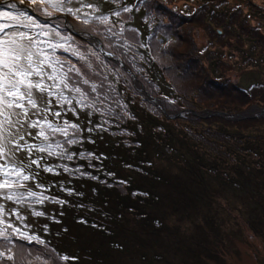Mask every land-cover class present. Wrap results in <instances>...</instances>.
Returning a JSON list of instances; mask_svg holds the SVG:
<instances>
[{
  "label": "trees",
  "instance_id": "obj_1",
  "mask_svg": "<svg viewBox=\"0 0 264 264\" xmlns=\"http://www.w3.org/2000/svg\"><path fill=\"white\" fill-rule=\"evenodd\" d=\"M150 1L153 0H83L85 4H91L93 6L91 9H82L84 13L89 14L87 17L81 15L80 19H77L76 16L67 15L75 30L87 34H94L102 40L106 50L120 55V57H122V59L138 75L139 81L144 84L149 93L154 96L156 95L155 91L144 81L141 75L142 73L136 69L123 53L118 50H116V52L109 47V45H118L122 48L129 46L130 49H133L135 42H133L132 39L135 38L134 36L136 35L137 29L145 35V39H141L136 45L141 47L144 46V42L149 44L150 39L155 36L154 33H156V28L159 25L168 28L170 31L172 30V28L166 26L167 24H165L164 19H161L160 24L153 29L152 21L155 19H152V17L156 15L155 11L159 9L168 10L169 7L164 6L161 1ZM174 1L177 2L180 0ZM243 1L249 3L252 8H257V10L255 9L256 11H251L249 18L253 15L257 16L255 14L256 12H262L260 11V7L258 8V5L254 4L252 0ZM56 2H58V0H47L45 4H41L40 10H37V8L32 5L34 12L18 5L16 9H9L5 3L0 4V10L25 12L28 15L33 16L38 24L44 26L43 30L47 33V38L50 41L61 45V47L54 53L55 57L59 60L66 61L67 64L74 65L79 70L84 65L86 68L88 67L93 71L95 69L89 64V61L86 58L80 60L78 57L85 51L95 49L101 56L102 65L110 68L111 71L105 70L103 76L106 77V80L103 86H99L96 79L91 80L88 78H85L89 80L88 85L81 84V87L89 92L86 103L94 105L93 107L81 108L75 105L74 101L73 106L77 108L78 115L69 111L66 115L62 113L59 121H54L56 123H62L63 120L66 119L70 123L77 124L82 132L77 137V143L66 146L67 151L73 154V159L67 160L55 156L50 158L45 156L42 164L56 166L55 171L52 173L38 170L33 166L32 171H38L39 174L35 181L25 182L26 189L38 193L43 192V195L48 197V199L44 200L42 203H33L26 200L21 204H17L14 201L0 199V205H2L4 209L3 213H0V220L3 221L0 223V226L7 227V231L4 233L7 238L0 237V259L3 261L10 260L8 255L13 249L20 248L25 250V247L27 246L37 248L41 253L40 255L46 254L48 258H50V255L62 257L65 250H61L62 253H60L59 249H54L52 250V253H50L48 252V247L55 248L53 246L55 239H62V237H70L73 239L76 237L73 230H71L69 216V214H72L74 211L77 212L76 216H78L77 220L81 224V228L93 231V234L95 231L104 232L108 237L103 240L102 243H105L107 240L106 243L111 245L118 252L123 249L120 244L116 242L119 239L118 237L120 236L121 231L117 229L116 225L108 227L104 226L105 223H108V221L112 220L115 216L118 218L120 217V220L126 226L128 233L135 234L137 232V228L132 226L127 219V216L130 214L140 215L141 217L147 216L148 222L142 228L148 227V229H151L150 232L155 238L163 236L162 231L166 232L165 230H168V232L171 233L169 231V226L164 227L163 219L160 216L152 215V210L154 208H160L161 200H163L160 191L158 194L155 190L160 187V182L164 181V177L162 176V173H160L158 166H156L154 159L156 156L163 157V155L165 156L169 152L176 153L177 151H180L179 146L176 144L181 142L185 145V141H188L189 138H186L185 136L176 137L175 130L170 124L172 118L167 117L158 105L147 95L136 90L133 84H131V86L128 84V77L132 79L131 75L112 59L105 57L103 53L94 46L91 40L76 35L70 31L65 26L63 18L56 17L58 14H64L50 6L52 3ZM110 4H113L114 8L110 12H107L106 9ZM220 5L223 9L220 15H223L227 20L224 25L228 28L229 19L227 16L231 15V11L227 10V2L220 3ZM71 7L75 10L76 8H79L80 5L74 2ZM125 7L130 9V11H122ZM217 10L214 11L212 15H214ZM114 12H120V15H113ZM48 13H50V15ZM174 13V15L179 14V12ZM77 15H80V13ZM105 17L108 22L101 23L100 20ZM85 18L89 20V23H83ZM196 19L197 17L193 16L190 18L182 15L176 16V22H180L178 25V32L177 30L174 31L172 35L169 36L168 41H177V44L181 42L177 48L179 52L186 48V43L183 40H187L191 43V40L193 39L192 35L190 33H183V31L191 26L190 24L193 25V21ZM203 19L205 20L206 18L203 17ZM141 20L144 21V24L142 25L140 24ZM21 23L23 24L25 22L22 21ZM231 29L237 30L235 23H231ZM9 31L35 32L37 29L20 27L10 29ZM130 32H132L131 37ZM256 39L257 36L255 35L247 41L250 42V45L255 46L258 41ZM160 43L161 49L164 50L163 46L167 43V39L161 40ZM193 44L196 45V41H194ZM45 47H48V45H45ZM63 48H68L69 50L63 51ZM140 50L142 53L144 52V50ZM163 56L165 57L166 55L163 54ZM170 58L172 59V57ZM221 60L222 59L218 57V59H212L211 62L219 63ZM255 60L259 62L260 58H255ZM200 61H202V57L196 50V58L187 63L185 70L182 71L181 74H178V72H170L169 76H165L164 73L171 70L168 69L164 63L156 64L151 59H148V73L144 75L146 79L159 90L160 97L165 101L167 109H184L189 106L187 100L190 99H186L182 94L174 95L171 93L175 90L173 82H177L179 80L178 78H182L184 75L187 77H193L191 71L195 70L197 62ZM209 66V68L212 69L211 67H213L214 64H210ZM188 67H191V70H188ZM203 67H205V65ZM118 76L121 77L122 81L119 80ZM218 79H220L219 76H214L213 81L211 83L206 82L202 84L200 90L209 91L211 89L221 88L222 85L217 83ZM91 84L96 85V92L94 93L91 92ZM132 87L136 95L148 103V107L143 101H133V95L128 96L126 91L128 88L132 89ZM261 87L262 86L255 85L253 86V89L260 90ZM239 89L246 94L248 93V89L246 90V88L243 89L240 87ZM66 94L76 95V98L79 99V96L75 93ZM180 100L182 103H180ZM249 105L250 102L244 104L237 111L241 112L246 110L249 108ZM192 108L195 110L198 109L195 104H192ZM124 109H127V111L125 112ZM104 112H108V114L105 115ZM225 112L228 114L238 113ZM189 117L194 116H187V118ZM49 119L51 120L53 118L50 116ZM218 120L223 126H218L219 130L216 131V139L218 140L217 137L220 135L228 138V141L234 143L228 145L224 142V144L227 145L228 150L231 151V153H234L233 156L236 157L235 164L237 165L232 171L219 176V182L238 189L243 186V179L249 181L251 175H256L257 173H261L264 176V157L262 158L259 154V142L256 139L245 137L240 128L239 131L235 132L228 130L226 125L223 124L224 119L219 117ZM257 120H263V118H254L247 121L256 122ZM89 129H91V131H89ZM32 131L35 133L36 130ZM198 137H200L199 134ZM239 140H241V144H238ZM193 144L195 145V143ZM234 147H236V149ZM89 154H91V156H89ZM252 154H256V156L259 154L261 156L257 159L258 165H256L255 168H250L247 163V161L251 160V158H248L247 156ZM25 157V153L22 155L18 154L19 160H25L26 162ZM118 157L120 159H117ZM175 157L176 156L171 154L168 158L171 160ZM178 157L179 156H177V158ZM118 160H120V169L123 171H131V177L119 175ZM222 161H224L223 163H227L226 158ZM64 165H67L70 170L78 169V171L74 174L64 172ZM219 166H221L220 163L218 168ZM36 184L43 185V189L37 188ZM64 199L66 200V203H75L78 204V206L75 208H66ZM231 205L236 207L234 203ZM147 206L148 214H146L145 211ZM230 210L232 212L235 211L233 208ZM237 211H239L238 208ZM36 212L42 213V215L37 216L35 215ZM225 213L228 214L226 208ZM30 214L41 219L39 226L32 235V237H35L36 239L31 242L20 239L19 232L12 234L10 231L12 228L8 227V224L12 225L13 222L18 223L20 220H22V225L26 224V221L28 223L29 221L27 219H29ZM220 216H223V213H220ZM235 216L236 223L238 224L235 227L240 233H245L246 230L249 229L259 232L261 231L260 226L264 225L261 223L260 219L246 218L238 212ZM203 217L205 222H207V217L205 215ZM15 218H17V221H15ZM197 219L198 225L200 220L199 218ZM221 222L222 221H219V224ZM19 228L24 229L23 226H19ZM21 232L23 231L21 230L20 234ZM157 234L158 236L156 237L155 235ZM222 235L223 233L220 232L216 237L221 243L220 245L217 239L213 237L214 239L210 238L207 241L205 240L203 248L197 253V255H192L187 251V255L182 259L181 264L187 262L190 264H205L206 260H204V256L219 260L220 262H225L222 259L224 254L231 253L232 250L228 238L226 236L223 238ZM251 236L255 237L254 235ZM114 240L116 241L114 242ZM41 241L43 243H41ZM98 245H100L99 242ZM211 246H215V248ZM122 247L124 246L122 245ZM61 249H66V247L63 246ZM85 249H88V254L96 255L98 257V254L92 253L91 246H82L81 251ZM65 257H68L69 259L71 256L66 254ZM76 258L79 260L78 264H82V259L78 256H76ZM157 258L160 259L161 255ZM84 261L87 262L86 260ZM102 262L103 261H100L99 263Z\"/></svg>",
  "mask_w": 264,
  "mask_h": 264
},
{
  "label": "rangeland",
  "instance_id": "obj_2",
  "mask_svg": "<svg viewBox=\"0 0 264 264\" xmlns=\"http://www.w3.org/2000/svg\"><path fill=\"white\" fill-rule=\"evenodd\" d=\"M153 1H161L164 6L169 7L168 10L154 9L156 10V17H152V19H155L152 21L153 29L160 24L161 19H164L166 26L172 28V30L170 31L168 28L159 25L156 28V33H154L155 36L150 39V42L148 40L149 44L144 42V46L141 47L136 45L141 39H145V35L137 29L135 38L132 39L135 42L133 49H130L129 46L122 48L118 45H109V47L123 53L136 69L142 73L144 81L155 91L156 95L154 97L161 98L159 90L144 75L148 73V59H151L156 64L164 63L171 70L165 72V76H169L170 72L181 74L185 70L187 63L196 58L197 50L202 57V61L197 62L195 70L191 71L193 77L184 75L182 78H178L177 82H173L175 90L171 93L174 95L182 94L186 99H190L187 100L189 106L184 109L195 110L192 108V104H195L198 108L195 111L200 113L209 110H225L230 113H236L238 109L248 102H250L249 108L253 105L264 106V0H252L254 4L258 5V8L260 7L262 12H256L257 16L253 15L250 18L249 14L251 11L254 12L257 8L255 10L243 0ZM224 2H227V10L231 11V15L227 16L229 19L228 28L224 25L227 20L223 15H220L223 11L220 3ZM26 5L30 6L29 4ZM113 8L114 5L110 4L106 11L110 12ZM216 10L217 12L212 15ZM174 12H179V14L174 15ZM65 15L67 14H58L56 17L63 18L65 23ZM179 15L187 18L197 17L193 21V25L190 24L191 26L183 31L186 34L190 33L193 39L191 43L181 39L186 43V48L181 52L177 49L181 42L177 44V41H168L169 36L174 31L177 30L178 32L180 22H176V16ZM203 17L206 19L204 20ZM231 23H235L237 30L231 29ZM140 24H144V21L141 20ZM85 34L88 35L87 33ZM92 35L95 36L94 34ZM255 35L257 36L256 40H258L257 44L255 46L250 45L247 40ZM166 39L167 43L163 46L164 50H162L160 41ZM194 41H196V45L193 44ZM140 49L144 50V52L142 53ZM113 54L116 53L113 52ZM163 54L166 56L164 57ZM81 56L86 58L95 69L91 71L83 65L80 68L83 77L91 80L96 79L99 86H103L106 80L103 74L105 70L111 71V69L102 65L101 56L95 49L85 51ZM218 57L222 59L221 62H211L212 59H218ZM255 58H260V61L257 62ZM210 64H214L211 67L212 69L209 68ZM204 65L205 67H203ZM130 69L132 70L131 67ZM188 70H191V67H188ZM132 72L136 75L138 83L146 89L145 85L139 81L138 75L133 70ZM214 76L220 77L217 83L222 85V87L209 91L200 90L202 84L211 83ZM118 77L122 81L121 77ZM128 84L130 86L133 84L134 88L141 92L133 79L129 77ZM255 85L262 87L260 90L253 89ZM240 87L248 89V93L242 92L239 89ZM126 92L128 96L133 95V101H143L148 107V103L136 95L133 87L132 89L128 88ZM180 103H182L181 100ZM181 109L168 110L178 111ZM124 111L126 112L127 109H124ZM104 114L106 115L108 112H104ZM187 116L194 117L187 118ZM219 117L217 115L199 117L186 114L171 119L170 124L175 130L176 137L185 136L189 140H184L185 145L181 142H179L180 145L176 144L180 149V151H177L178 153L169 152L163 157L156 156L154 159L156 166H158L160 173L164 177V181L160 182V187L155 190L158 194L160 191L162 195L160 196L163 200H161L160 208L152 210V215L160 216L163 219L164 227L169 226L171 233L165 230L166 232L162 231L163 236L158 238L157 234L155 235L157 238H155L150 232L151 229H148V227L142 228L148 222V217L132 214L127 216V219L132 226L137 228V232L135 234L128 233L120 217L115 216L108 223H105L104 226L116 225L117 229L121 231L118 241L114 240L123 248L118 252L106 243L107 240L102 243L108 237L104 232L95 231L93 234V231L81 228V224L77 220V212L74 211L69 216L71 230H73L76 237L73 239L70 237L55 239L53 245L55 248L48 247V252L50 253L54 249H59L60 253H62L61 250H65L62 257L67 254L71 256L69 259L60 260L58 259L59 257L51 255L48 258L46 254L40 255L41 253L37 248L27 246L25 250L20 248L13 249L8 255V258L11 257L9 258L10 260L3 261L0 259V264H78L79 260L76 256L82 259V264L87 262V264H97L100 261L103 262L99 264H181L182 259L187 255V251L192 255H197L203 248L205 240L215 238L218 241L216 237L220 232L223 233V238L225 236L228 238L232 251L224 254L222 259L225 262L204 256L205 264H264V225L260 226L261 231L259 232L249 229L245 233H240L235 227L238 225L235 220L237 212L246 218L260 219L261 223L264 224V176L261 173L251 175L249 181L247 179L242 180L244 184L241 188L237 187L238 189L219 182V176L232 171L237 166L235 164L236 157L233 156L234 153H231L227 145L224 144V142L228 145L234 143L220 135L217 137L219 141L216 139V131L219 130L218 126L222 125L218 120ZM260 118H263V120L255 122L247 121L252 119L226 121L227 119L221 117V119H224L223 124L226 125L228 130L235 132L239 131L240 128L245 137L256 139L259 142V154L263 158L264 116L255 119ZM198 134L200 137H198ZM238 144H241V140L238 141ZM234 148L236 149V147ZM22 154L19 153V155ZM171 154L176 157L170 160L168 157ZM259 154L258 156L256 154L247 156L251 158L250 161H247L250 168H255L258 165L257 159L261 157ZM177 156L179 157L177 158ZM224 158H226L227 163H223L224 161L222 160ZM117 159L120 158L118 157ZM118 162L119 175L131 177V171L121 170L120 160ZM219 163L221 166L218 168ZM231 201L236 207L231 205ZM64 202L66 203L65 199ZM65 206L66 208H75L78 204L66 203ZM225 208L228 214L225 213ZM229 208H233L235 211L232 212ZM237 208L239 211H237ZM145 211L148 214V206ZM220 213H223V216H220ZM204 215L207 217V222L204 220ZM197 218L200 220L198 225ZM27 220L29 222L27 223L25 219L26 224L23 225L21 224L22 220L18 223L13 222L10 231L13 234L17 233L14 229H19L20 239L29 241L27 238L32 237L41 219L30 214ZM15 221H17V218H15ZM219 221L222 222L219 224ZM19 226H23L24 229H20ZM21 230L23 235L20 234ZM6 231L7 227L0 226V232L5 233ZM0 237L4 238L2 235ZM97 241L102 247L98 245ZM218 243L219 245L221 244L219 241ZM88 245L92 247V253L98 254V257L88 254V249L81 251L82 246ZM63 246L66 249H61ZM211 247L215 248V246ZM159 255H161L160 259L157 258Z\"/></svg>",
  "mask_w": 264,
  "mask_h": 264
},
{
  "label": "snow or ice",
  "instance_id": "obj_3",
  "mask_svg": "<svg viewBox=\"0 0 264 264\" xmlns=\"http://www.w3.org/2000/svg\"><path fill=\"white\" fill-rule=\"evenodd\" d=\"M46 2L19 0L20 4L34 5L37 10ZM74 2L80 5L75 10L71 7ZM0 3H5L9 9L17 8L16 3H8L7 0H0ZM50 6L77 19L81 15H89L82 11L83 8L93 7L83 0H58ZM122 11L130 9L125 7ZM113 15L119 16L120 12H114ZM22 21L25 23L22 24ZM100 22L107 23L108 20L105 17ZM83 23L87 24L89 20L85 18ZM20 27L37 31H9ZM43 28L33 16L25 12L0 10V199L17 204L26 200L42 203L48 199L43 192L26 189L25 184L35 181L39 174L38 171H32L33 166L44 172L55 171L56 166L42 164L45 156L73 159V154L67 151L66 146L77 143L82 130L66 119L62 123L54 121H59L62 113L66 115L69 111L78 115L77 108L73 106L74 101L81 108L94 106L86 103L89 92L81 87V84L88 85L89 80L83 78L74 65L55 57L54 53L61 45L50 41ZM68 50L63 48V51ZM78 58L84 59L83 56ZM90 89L96 92V85L91 84ZM66 93H75L79 99L76 95ZM50 116L53 119L50 120ZM32 130H36L35 133ZM19 153L26 154V162L19 160ZM63 171L74 174L78 169L70 170L64 165ZM36 187L43 189L44 186L36 184ZM3 211L0 205V213ZM35 215L42 213L36 212ZM8 227L12 228V225L8 224ZM14 231L19 232V229ZM0 235L7 238L2 232ZM27 239L32 241L36 238ZM58 259L67 260L68 257Z\"/></svg>",
  "mask_w": 264,
  "mask_h": 264
},
{
  "label": "water",
  "instance_id": "obj_4",
  "mask_svg": "<svg viewBox=\"0 0 264 264\" xmlns=\"http://www.w3.org/2000/svg\"><path fill=\"white\" fill-rule=\"evenodd\" d=\"M8 1L16 3L17 5H19L21 7H25L28 10L32 11L31 5L28 6L26 4H20L19 0H7V2ZM65 24H66L67 28L70 31H72L74 34L79 35V36L82 35V36L88 38L89 40H91L92 43L103 53V55L105 57H107L109 59H112L120 67H122L124 70H126L128 73H130L135 85L137 86V88L141 92H143L145 95H147L150 99H152L158 105V107L163 111V113L169 118L174 119V118H176L178 116L186 115V114H192V115H196V116H199V117H209V116H212V115H217V116H220V117H224L227 120H235V121H237V120H244V119H254V118H258V117H263L264 116V107H260L258 105H253L250 108H248L246 110H243L241 112H238L236 114H228V113H226L224 111H212V110H209V111L204 112V113H200V112H197V111L192 110V109H181V110H178V111L168 110L166 108V106H165L164 100H162L161 98H158V97H154L151 94H149L148 91L146 89H144L138 83L137 77L132 72L130 67L121 59V57L119 55H116V54L108 52L104 48V45H103L102 41L98 37H95L92 34L86 35L84 32L76 31L75 28L73 27V25L70 23L67 15H65Z\"/></svg>",
  "mask_w": 264,
  "mask_h": 264
}]
</instances>
